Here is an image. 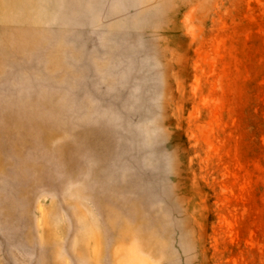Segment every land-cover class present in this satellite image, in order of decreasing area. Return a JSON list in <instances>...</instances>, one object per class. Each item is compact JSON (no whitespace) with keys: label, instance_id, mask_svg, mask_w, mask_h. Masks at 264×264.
Here are the masks:
<instances>
[{"label":"rangeland","instance_id":"374dc122","mask_svg":"<svg viewBox=\"0 0 264 264\" xmlns=\"http://www.w3.org/2000/svg\"><path fill=\"white\" fill-rule=\"evenodd\" d=\"M0 264H264V0H0Z\"/></svg>","mask_w":264,"mask_h":264}]
</instances>
